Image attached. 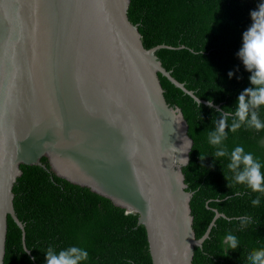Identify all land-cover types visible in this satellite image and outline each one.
I'll return each instance as SVG.
<instances>
[{
	"label": "water",
	"instance_id": "obj_1",
	"mask_svg": "<svg viewBox=\"0 0 264 264\" xmlns=\"http://www.w3.org/2000/svg\"><path fill=\"white\" fill-rule=\"evenodd\" d=\"M129 4L0 0V264L8 217L25 239L13 206L20 166L45 168L42 158L58 178L138 215L152 264H193L224 217L196 239L182 172L193 141L158 75L208 102L163 68L156 51L170 47L143 46Z\"/></svg>",
	"mask_w": 264,
	"mask_h": 264
},
{
	"label": "trees",
	"instance_id": "obj_2",
	"mask_svg": "<svg viewBox=\"0 0 264 264\" xmlns=\"http://www.w3.org/2000/svg\"><path fill=\"white\" fill-rule=\"evenodd\" d=\"M262 2L130 0L127 15L138 26L143 46L170 47L156 51L163 68L197 98L206 102L211 98L219 108L197 104L158 75L165 99L181 110L193 141L182 172L187 191L193 193L190 209L196 239L204 235L216 212L224 215L215 220L202 246L194 248L193 264H249L248 254L264 248V194L234 185L227 157L214 162L215 148L208 143L219 110L234 108L239 94L250 87L251 73L237 54L251 25L250 13ZM230 71L234 72L231 79ZM224 143L229 152L240 145L264 162V130L228 131ZM41 161L45 168L20 166L22 174L12 189L13 206L24 225L25 239L8 217L4 264H46L49 246L57 252L70 246L86 249L89 259L84 264H152L138 215L126 214L109 199L58 178L47 159ZM236 191L244 195L235 197ZM257 196L260 204L253 207L251 201ZM242 216L251 217L244 227L237 219ZM229 233L239 240L236 251L224 242Z\"/></svg>",
	"mask_w": 264,
	"mask_h": 264
},
{
	"label": "clouds",
	"instance_id": "obj_3",
	"mask_svg": "<svg viewBox=\"0 0 264 264\" xmlns=\"http://www.w3.org/2000/svg\"><path fill=\"white\" fill-rule=\"evenodd\" d=\"M250 17L251 25L243 33L242 47L237 54L245 70L251 73L250 87L239 94L234 108L219 110L215 130L208 133V143L215 148L214 162L227 157L229 161L227 169L232 173L234 185L243 186L252 193L264 194V170H262L264 162L255 157L253 153L246 152L245 148L240 145L235 146L229 152L224 143L228 131L236 133L241 128L256 132L264 130V120L261 119L262 112H264V2L258 5V10L250 13ZM233 75L232 71L228 73L230 79ZM197 102L199 103L200 99ZM208 106L210 108L214 106L211 98L208 100ZM191 143L187 137L184 139V144H187L189 149ZM182 160L185 164L189 163L187 159ZM233 195L240 197L244 193L236 191ZM251 203L253 207L259 206V196ZM237 219L240 220L241 227L251 221L249 216L237 217ZM224 242L232 251H236L239 247V240L231 233L225 235ZM45 259L46 264H84L89 259V252L77 246H70L57 252L55 248L49 246ZM247 259L249 264H264V248L253 249Z\"/></svg>",
	"mask_w": 264,
	"mask_h": 264
}]
</instances>
